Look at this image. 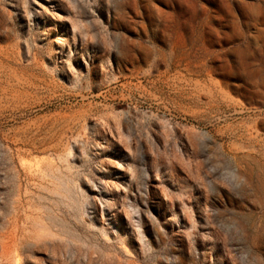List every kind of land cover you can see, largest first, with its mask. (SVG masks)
Listing matches in <instances>:
<instances>
[{"label":"rangeland","instance_id":"rangeland-1","mask_svg":"<svg viewBox=\"0 0 264 264\" xmlns=\"http://www.w3.org/2000/svg\"><path fill=\"white\" fill-rule=\"evenodd\" d=\"M0 264H264V0H0Z\"/></svg>","mask_w":264,"mask_h":264}]
</instances>
